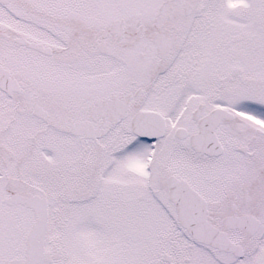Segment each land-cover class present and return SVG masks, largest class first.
<instances>
[{"label": "snow or ice", "instance_id": "1", "mask_svg": "<svg viewBox=\"0 0 264 264\" xmlns=\"http://www.w3.org/2000/svg\"><path fill=\"white\" fill-rule=\"evenodd\" d=\"M0 264H264V0H0Z\"/></svg>", "mask_w": 264, "mask_h": 264}]
</instances>
